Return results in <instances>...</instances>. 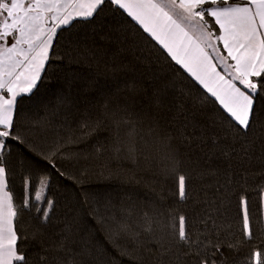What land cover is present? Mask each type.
I'll return each mask as SVG.
<instances>
[{
	"label": "snow or ice",
	"instance_id": "1",
	"mask_svg": "<svg viewBox=\"0 0 264 264\" xmlns=\"http://www.w3.org/2000/svg\"><path fill=\"white\" fill-rule=\"evenodd\" d=\"M97 38L131 75L90 99ZM125 259L264 264V0H0V264Z\"/></svg>",
	"mask_w": 264,
	"mask_h": 264
},
{
	"label": "trees",
	"instance_id": "2",
	"mask_svg": "<svg viewBox=\"0 0 264 264\" xmlns=\"http://www.w3.org/2000/svg\"><path fill=\"white\" fill-rule=\"evenodd\" d=\"M116 48L117 45L97 38L94 45L90 44L91 51L84 54L86 59L78 58L74 53L73 62L69 64L68 60L65 59L64 64L61 67L65 71H73L80 75L81 80L77 83L82 92L87 87L88 81H96L95 87L85 93L90 99L99 98V93L96 89H101L108 94H114L117 92V89L122 90L124 88L125 83L130 79L131 75L121 71H116L115 73L105 71L106 64L118 66L120 64L127 63L131 59V57L126 53L117 55ZM77 59H79V62H76ZM153 67L156 66L153 65ZM57 71H59V69H57ZM45 83L49 85V91H55L59 86L55 79H46ZM181 85L187 86L186 82L180 80L178 81L177 86L179 87ZM39 95L40 93H37V96ZM87 188L89 191H96L100 193L118 194L121 192V188L115 183H102L95 180L88 185ZM123 191L130 193L133 200L137 202H146L151 199V191L144 185L139 187H128ZM83 222L85 229L92 231L96 241L102 245H107V241L104 239V233L99 226L95 225V221L85 215ZM124 264H128L126 259L124 260Z\"/></svg>",
	"mask_w": 264,
	"mask_h": 264
}]
</instances>
